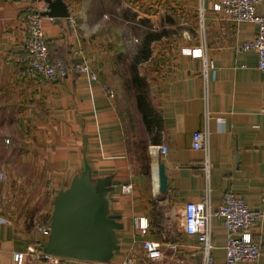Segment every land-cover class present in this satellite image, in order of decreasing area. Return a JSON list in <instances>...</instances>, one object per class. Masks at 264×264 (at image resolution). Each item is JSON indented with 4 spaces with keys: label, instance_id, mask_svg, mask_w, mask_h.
<instances>
[{
    "label": "crops",
    "instance_id": "0c3cea01",
    "mask_svg": "<svg viewBox=\"0 0 264 264\" xmlns=\"http://www.w3.org/2000/svg\"><path fill=\"white\" fill-rule=\"evenodd\" d=\"M64 1L70 18L43 20L50 55L67 64L88 63L97 81L90 74L75 72L57 83L31 81L26 73L25 18L31 12H46L48 4L0 0V121L14 127L13 140L24 141L18 162L30 168V180L47 185L34 197L46 200L45 213L52 214L57 194L86 168L93 180L111 177L121 184L108 196L110 212L122 217L124 228L117 232L121 249L110 264L129 259L137 264H201L198 239L177 228L185 204L199 203L209 188L213 210L233 191L250 209L264 213V73L254 51L238 50L256 38L258 26L229 20L214 11L213 0ZM163 13L169 15L165 22L178 20L183 42L151 58L155 62L151 65L155 91L151 119L157 118L158 124L148 129L145 162L132 154L116 96L110 98L104 86L120 94L128 18L141 27L162 23ZM257 13L264 14V4ZM191 17L197 22V37L184 46ZM201 49L212 65L207 73L202 59L190 54ZM205 129L208 154L193 147L194 133ZM160 146L167 147L166 155L152 152V147ZM207 158L208 178L203 172ZM160 164L168 177L165 194L157 188ZM125 185H132L130 193L123 191ZM15 196V192L7 194L10 201ZM26 196L30 198V192ZM6 212V222L0 220V264H16L14 253L40 250L43 243L30 236L25 219H19L13 207L8 205ZM137 217L150 220L146 237L139 234ZM212 231L214 260L222 264L228 242L222 219H212ZM253 234L264 247V219ZM147 240L162 244L161 260L147 259L142 246ZM23 264L49 263L29 255ZM58 264L102 263L64 259ZM238 264H264V252L257 261Z\"/></svg>",
    "mask_w": 264,
    "mask_h": 264
},
{
    "label": "built area",
    "instance_id": "2783aa9c",
    "mask_svg": "<svg viewBox=\"0 0 264 264\" xmlns=\"http://www.w3.org/2000/svg\"><path fill=\"white\" fill-rule=\"evenodd\" d=\"M214 11L224 13L226 17L236 23H253L258 26V33L254 40L238 47L239 51H254L258 56V68L264 73V14L257 13L258 6L264 4V0H213ZM204 10L200 15L203 18ZM44 17L39 12H31L25 18L27 39L25 51L27 64V76L31 81L43 80L49 83H57L68 77L72 72L77 74H90L92 80H99L86 62L69 66L62 60H51L50 51L43 32ZM192 56L200 57L204 64L205 72L212 68L207 60L206 53L194 50ZM110 98L116 93L111 88L104 86ZM208 118V117H207ZM209 133L202 130L194 133L193 147L195 150H208ZM152 152H160L166 155L167 147H152ZM208 154V152H207ZM210 163L208 158L203 167V172L208 178L210 175ZM132 185L123 186L125 193H130ZM210 189L199 203H187L180 210L177 220V228L185 235L198 239L202 254L201 264H216L213 256L215 250L213 242L212 219H222L228 234L226 245V260L222 264H238L244 261H257L264 252V247L255 240L253 229L264 219V213L260 210L250 209L249 206L233 191H228L218 210H213L210 198ZM140 236L146 237L151 229L150 220L147 217L135 218ZM35 232L41 238L43 246L40 250L31 249L29 253L16 252L13 259L16 264H23L26 256H33L36 260L49 264H58L64 258L51 256L44 252V247L51 235V226L41 225L35 228ZM40 243V244H41ZM143 250L147 259L159 261L163 257L162 244L154 241H144ZM124 264H137L134 259L127 260Z\"/></svg>",
    "mask_w": 264,
    "mask_h": 264
},
{
    "label": "rangeland",
    "instance_id": "374dc122",
    "mask_svg": "<svg viewBox=\"0 0 264 264\" xmlns=\"http://www.w3.org/2000/svg\"><path fill=\"white\" fill-rule=\"evenodd\" d=\"M161 17L162 23L156 22L152 24L149 22L143 24L141 27L135 25L128 18L130 23L125 27V42L123 41L125 43L126 54L123 57L124 59L121 58V64L125 62L126 66L124 67L125 70L121 73L122 87L120 88V94H117L115 91L129 147L137 159L145 162L148 160L147 148L150 130H148L143 121V116L138 109L137 85L134 82L133 76L135 75L137 79H141L137 88L144 93L148 103L152 106L155 102V91L153 89L154 83L151 76V65L155 62L151 61V58L154 60L159 50L170 49L174 44L183 42V34L178 20L177 23L163 21V19L169 17L166 13L161 14ZM190 20L191 29L186 36L184 46H188L186 44L187 41L190 45V42L197 37V22L193 17ZM112 26L118 29L117 23H114ZM148 33H155L159 38L153 44L150 43L146 47L145 37ZM143 49L146 50V54L142 53ZM6 122L0 121V146L4 147V150L0 152V220L1 222H6L7 207L8 205L13 207L17 215L19 214L18 218L25 219L30 236L34 240H39L41 238L36 234L35 228L41 225H51L53 213L50 214V211L45 213L47 201L43 198L37 200L34 194L38 193L39 189L46 188L47 185L33 183L30 180V168L26 167V163L19 164L18 160L24 154V141L13 140L10 137V134L14 131V127L10 124L7 125ZM17 131L20 132L19 135L23 134V131L18 129ZM137 159L134 158V160L138 161ZM27 172L29 173L27 174ZM14 177L16 178L15 182ZM41 179H43V173ZM10 192L17 193L14 201H10V198H7V194ZM28 192H30V198L26 196Z\"/></svg>",
    "mask_w": 264,
    "mask_h": 264
},
{
    "label": "water",
    "instance_id": "95a60500",
    "mask_svg": "<svg viewBox=\"0 0 264 264\" xmlns=\"http://www.w3.org/2000/svg\"><path fill=\"white\" fill-rule=\"evenodd\" d=\"M48 4L43 17L70 18L69 7L64 0H45ZM158 191L169 190L165 166L157 170ZM119 181L111 177L92 179L90 169L73 179L69 188L59 192L54 201L51 235L44 252L64 259L110 264L120 251L117 232L124 228L122 217L110 212L108 196Z\"/></svg>",
    "mask_w": 264,
    "mask_h": 264
},
{
    "label": "trees",
    "instance_id": "16d2710c",
    "mask_svg": "<svg viewBox=\"0 0 264 264\" xmlns=\"http://www.w3.org/2000/svg\"><path fill=\"white\" fill-rule=\"evenodd\" d=\"M145 38H146L145 39V43L147 44L146 47H148V45L150 43H152L153 41L158 40L159 37H157L155 33H148V34H146ZM46 43H47L48 48H50V43L49 42H46ZM142 53L146 54V50L143 49ZM50 58H51V60H54L51 57V55H50ZM68 65L69 66H75L76 63H71V64H68ZM133 77H134V82L138 86L139 85L138 83L140 82L141 79L139 77H138L139 79H137V77L135 75ZM137 86H136V89H137V95L136 96H137V99H138L137 100L138 109H139L140 113L143 116L142 118H143L144 123L146 124L147 128L150 129L153 124H155V125L158 124L157 118L151 119L152 113H153V107L151 106L150 103H148L144 93L140 89L138 90Z\"/></svg>",
    "mask_w": 264,
    "mask_h": 264
}]
</instances>
